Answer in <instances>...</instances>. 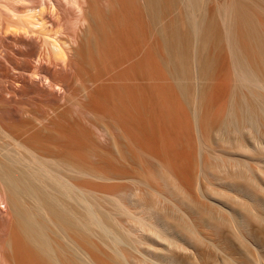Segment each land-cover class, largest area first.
Returning <instances> with one entry per match:
<instances>
[{"label":"rangeland","instance_id":"rangeland-1","mask_svg":"<svg viewBox=\"0 0 264 264\" xmlns=\"http://www.w3.org/2000/svg\"><path fill=\"white\" fill-rule=\"evenodd\" d=\"M2 1L1 16L29 2ZM82 1L77 30L58 31L78 38L76 78L48 113L32 96L12 104L33 98L30 115L74 134L80 171L55 204L69 223L46 228L61 264H264V0Z\"/></svg>","mask_w":264,"mask_h":264},{"label":"bare ground","instance_id":"bare-ground-1","mask_svg":"<svg viewBox=\"0 0 264 264\" xmlns=\"http://www.w3.org/2000/svg\"><path fill=\"white\" fill-rule=\"evenodd\" d=\"M0 1L3 2L2 0ZM28 1L17 6L11 3L12 6H9L10 8L6 6L7 10L9 9L6 15H2V17L0 14V36H3V38L0 37V40L2 38L0 44H3L0 49V100L4 102L0 101V103L7 105V108L9 105L12 110H10L12 117L7 119L3 113L4 111L1 112L2 109L0 108V112L3 113H0V190L2 191H0V206L8 211L5 216H0L2 217L0 219V264H27L29 257L31 258L36 252L37 258H39L38 255L41 250L42 254L48 255V259L52 261V264H61L58 253L54 250L52 244L49 243L51 240L47 237L49 234L46 228H49L47 224L54 226L57 221L60 225L57 224L56 227L63 225L62 228H59V226L58 228L65 230L67 228L65 226L69 223L67 219L68 222L66 224L65 215L56 210L55 204L60 190L69 189L70 187L64 175L80 171L66 157V153L70 154L66 151L67 148L70 149L74 146V137H72L74 134L72 136L69 135V137L68 134L70 133L65 136L62 132H58L56 128H51L53 129L51 130L49 128L50 118L49 120L46 117L32 116V113L30 115L29 112L34 108L31 106L34 104L33 98H35L36 104L37 98L40 100L39 103H42L40 104L42 108L43 102L53 95L52 92H58L62 88L69 87L73 78H76V73L79 72V69L77 65H73L72 61L74 60V44L78 38L74 33L68 36H60L58 31L61 27L72 30V28L80 26L84 14V3L82 0ZM52 13H57L59 18H55ZM241 16L244 17L243 15ZM201 30L202 34L205 29ZM9 32L15 35L9 38L11 36ZM18 32L21 34L16 35ZM205 32L203 31L202 35H205ZM204 37L202 36L201 38ZM257 38L260 40L259 37ZM5 39H11L16 45L26 48V50L20 49V54L29 58L24 66L20 65L18 60L12 55L13 42L10 44L8 43L10 41L5 42ZM171 40L169 36L166 37V46L169 51L174 48L172 44L176 42L173 40L174 43H172ZM261 41L263 40L261 39ZM176 43L178 44L177 47L182 50L183 46L179 47V43L182 42ZM16 45L15 47L17 48ZM261 47L264 55V42H261ZM174 50L177 51H175L176 56H174H178L177 59H182L181 56H185V54L181 55L184 49L179 52L180 55H177L179 49H173V52ZM10 68L15 71L13 75L10 73ZM4 79L11 80L4 81ZM82 83L84 84V82ZM82 83H80V87L85 85H82ZM92 83L94 82H91L93 86ZM78 86L76 87L78 88ZM70 87L72 88V86ZM74 87L72 90H74ZM87 89L88 87L84 93ZM72 90L69 93L75 94L72 93ZM76 90L74 91L76 92ZM63 91L65 92V90ZM48 92L50 95H47ZM59 92L62 93L61 91ZM21 95L29 96L26 97L29 100L25 98L26 101H30V97H33L30 104L31 110L28 105V111L25 109L24 99L22 100L24 101L22 104L24 107L16 108L17 106H14L15 103L18 104L16 100ZM57 97L58 95L54 98L56 102ZM59 100L61 101V98ZM22 101L20 102L22 103ZM13 103L14 105H12ZM54 104L56 105V103ZM49 108L54 110L52 107ZM42 111H45L44 107ZM32 112H34V109ZM58 112L62 113L61 111ZM35 114L37 113L35 112ZM38 115L40 116V113ZM58 124L57 127L62 128ZM64 127L66 128V125ZM26 197L29 200L28 202L31 203L32 209H24L22 201ZM68 197L70 196L68 195ZM44 223L47 226H44ZM47 239H49L48 243ZM34 245L36 249H39V252L36 251ZM24 250L26 253L27 251L30 253L29 257L27 256L28 254H24ZM33 258L37 259L36 255ZM28 262H30V259Z\"/></svg>","mask_w":264,"mask_h":264}]
</instances>
